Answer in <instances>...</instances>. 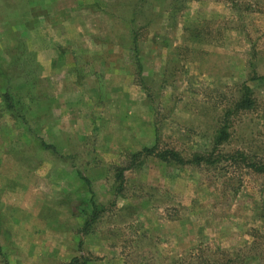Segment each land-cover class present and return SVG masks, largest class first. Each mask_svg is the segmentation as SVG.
<instances>
[{"label":"rangeland","instance_id":"1","mask_svg":"<svg viewBox=\"0 0 264 264\" xmlns=\"http://www.w3.org/2000/svg\"><path fill=\"white\" fill-rule=\"evenodd\" d=\"M259 77L264 0H0V264H264V175L133 161H264Z\"/></svg>","mask_w":264,"mask_h":264},{"label":"trees","instance_id":"2","mask_svg":"<svg viewBox=\"0 0 264 264\" xmlns=\"http://www.w3.org/2000/svg\"><path fill=\"white\" fill-rule=\"evenodd\" d=\"M264 78V77H259ZM241 94L238 99L234 102L233 110L234 112H240L241 110H249L255 105V99L252 93L251 87L244 83L240 90ZM229 109L226 117L233 111ZM226 121V120H225ZM224 123L218 128L216 136L213 142V149L207 153H194L192 157L185 159L179 151L175 149H159L157 142L152 146H146L141 151L133 154V161L137 160L141 155H154L165 162H171L176 164L192 163L196 165L200 164H214L219 162L222 158L226 159L228 162H234L244 165L245 168L252 170L255 173L264 175V161L252 158L246 152L241 150H236L233 152L223 153L218 152L217 155L215 151L221 145H223L229 138L227 123ZM120 178H123V172L120 173ZM77 258H73L69 264H75Z\"/></svg>","mask_w":264,"mask_h":264},{"label":"crops","instance_id":"3","mask_svg":"<svg viewBox=\"0 0 264 264\" xmlns=\"http://www.w3.org/2000/svg\"><path fill=\"white\" fill-rule=\"evenodd\" d=\"M3 228V227H2ZM4 229V228H3ZM5 232V231H4Z\"/></svg>","mask_w":264,"mask_h":264}]
</instances>
